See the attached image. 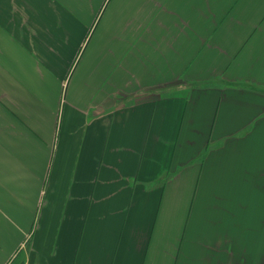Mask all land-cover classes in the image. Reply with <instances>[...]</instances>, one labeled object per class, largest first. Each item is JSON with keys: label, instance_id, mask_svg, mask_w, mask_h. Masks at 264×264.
Listing matches in <instances>:
<instances>
[{"label": "crops", "instance_id": "obj_1", "mask_svg": "<svg viewBox=\"0 0 264 264\" xmlns=\"http://www.w3.org/2000/svg\"><path fill=\"white\" fill-rule=\"evenodd\" d=\"M0 264H264V0H0Z\"/></svg>", "mask_w": 264, "mask_h": 264}]
</instances>
